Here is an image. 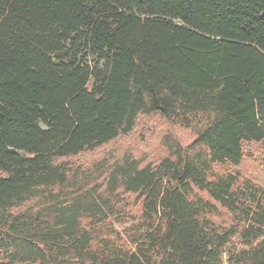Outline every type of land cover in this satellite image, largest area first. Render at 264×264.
Masks as SVG:
<instances>
[{"label": "trees", "instance_id": "16d2710c", "mask_svg": "<svg viewBox=\"0 0 264 264\" xmlns=\"http://www.w3.org/2000/svg\"><path fill=\"white\" fill-rule=\"evenodd\" d=\"M151 115L195 139L146 165L58 163ZM251 143L264 0H0V264H264V189L216 171ZM131 197L128 248L102 227Z\"/></svg>", "mask_w": 264, "mask_h": 264}, {"label": "rangeland", "instance_id": "374dc122", "mask_svg": "<svg viewBox=\"0 0 264 264\" xmlns=\"http://www.w3.org/2000/svg\"><path fill=\"white\" fill-rule=\"evenodd\" d=\"M171 136L183 145H189L195 136L191 130L174 125L159 115L142 116L138 119L134 131L126 136H121L111 143L93 151L84 152L78 156L60 159L58 163H67L75 166L89 167L102 159H110L112 162L120 161L126 156L133 157L144 164L157 163L168 155L164 147V140ZM245 157L239 167H216L220 173L238 174L240 184L252 182L264 189V143L246 144ZM30 205H34L31 203ZM25 209V208H23ZM122 217L119 221L110 220L103 225L104 232L111 230L122 238L128 248H132L128 242V235L134 222H138L140 216V204H135V197H131L120 210ZM136 218V219H134ZM217 225H229L231 215L223 208L218 209V214L213 217ZM102 236V235H101ZM101 238H104L103 236ZM117 242V239L115 240Z\"/></svg>", "mask_w": 264, "mask_h": 264}]
</instances>
